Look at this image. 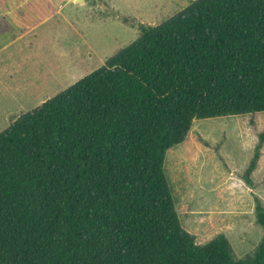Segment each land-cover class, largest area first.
<instances>
[{
  "label": "trees",
  "instance_id": "obj_1",
  "mask_svg": "<svg viewBox=\"0 0 264 264\" xmlns=\"http://www.w3.org/2000/svg\"><path fill=\"white\" fill-rule=\"evenodd\" d=\"M260 113L264 0H193L141 27L0 133V264H264V239L242 259L223 234L198 245L165 171L194 121Z\"/></svg>",
  "mask_w": 264,
  "mask_h": 264
},
{
  "label": "rangeland",
  "instance_id": "obj_2",
  "mask_svg": "<svg viewBox=\"0 0 264 264\" xmlns=\"http://www.w3.org/2000/svg\"><path fill=\"white\" fill-rule=\"evenodd\" d=\"M191 1L0 0V133L104 66L141 36V27L164 23ZM263 130L264 113L196 120L185 142L168 152L176 209L198 245L223 234L242 259L264 239L256 219V205L264 208V145L253 185L244 179Z\"/></svg>",
  "mask_w": 264,
  "mask_h": 264
},
{
  "label": "crops",
  "instance_id": "obj_3",
  "mask_svg": "<svg viewBox=\"0 0 264 264\" xmlns=\"http://www.w3.org/2000/svg\"><path fill=\"white\" fill-rule=\"evenodd\" d=\"M29 81H30V80H27L26 84L29 83ZM30 85L35 86V87H34L35 89H41V88L39 87V85L36 84L35 81H30ZM25 87H26V86H24L23 89H24ZM32 110H33V109H32Z\"/></svg>",
  "mask_w": 264,
  "mask_h": 264
},
{
  "label": "water",
  "instance_id": "obj_4",
  "mask_svg": "<svg viewBox=\"0 0 264 264\" xmlns=\"http://www.w3.org/2000/svg\"><path fill=\"white\" fill-rule=\"evenodd\" d=\"M78 3H84L85 0H77Z\"/></svg>",
  "mask_w": 264,
  "mask_h": 264
}]
</instances>
